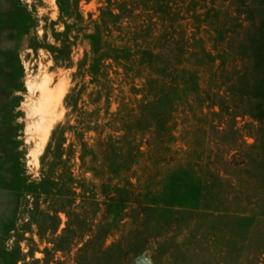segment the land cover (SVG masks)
I'll list each match as a JSON object with an SVG mask.
<instances>
[{
  "label": "rangeland",
  "instance_id": "1",
  "mask_svg": "<svg viewBox=\"0 0 264 264\" xmlns=\"http://www.w3.org/2000/svg\"><path fill=\"white\" fill-rule=\"evenodd\" d=\"M201 1L194 8L189 0H0V264H77V249L103 221L116 222L107 246L148 235L129 264H264L262 224L210 214L245 212L241 188L211 179L243 167L245 147L234 155L230 145L255 140L243 127L248 116L213 113L219 60L204 52L221 53L214 34L227 22L212 9L227 6ZM38 100L49 113L41 129L30 112ZM235 174L231 181L256 176ZM37 195L50 213L68 196L70 209L94 225L77 248L47 256L50 232L45 239L38 232L42 220L51 222L38 215L33 223ZM111 196L130 202L99 204ZM258 199L246 213L264 218ZM139 204L197 213H177L158 230L168 214L138 220ZM60 218L58 234L68 219Z\"/></svg>",
  "mask_w": 264,
  "mask_h": 264
},
{
  "label": "trees",
  "instance_id": "2",
  "mask_svg": "<svg viewBox=\"0 0 264 264\" xmlns=\"http://www.w3.org/2000/svg\"><path fill=\"white\" fill-rule=\"evenodd\" d=\"M149 1L153 2L155 0ZM199 1L201 0H189V3L195 8ZM222 1L223 4H226L227 8L219 7L218 9L220 10H212L221 11L224 14V20L227 22L224 23L225 26H218L214 34V40L218 41L223 49H221V53L217 55L204 52L206 56L211 57L209 62L214 63L217 59L219 60V64L216 66L214 72L217 76L216 83L218 86L217 95L219 100L215 105L219 106L220 111H215L213 113L214 115H230L236 118L238 116L243 118L248 116L249 120L244 123L243 127L247 130L246 136L254 138L255 142L248 145L246 142L239 144L235 141L233 145H230L232 148L229 147V150L236 151L234 155L241 152V149H238L237 146L241 145L243 149L245 147L244 150H246V152H243L244 159L241 165L243 167L233 170V173H225L224 176L212 175L214 179H211L213 181L218 180L221 183L225 182L231 184L235 189L241 188V193L244 198L241 200V205L238 208H242L245 212H238V214L232 212L231 214L225 213L226 215L223 212L210 214L212 216L229 218L231 221L238 222V224L245 223L248 226H251L252 222L254 223L255 221H258L259 225L262 224L256 227L262 238L259 245L260 250L258 251V255L261 256L264 254V218L256 217L259 215L255 216V214L247 215L246 212L248 210L247 207L258 203V198L264 196V0ZM124 3H126V1ZM212 8H217V6L213 5ZM110 14L111 17L114 18L111 11ZM208 14L209 11H206L205 18H208ZM201 17V15L192 14V18L195 19L197 23L198 20L200 22L203 21L200 20ZM102 18L103 22L106 23L105 18ZM228 24L231 25L228 26ZM102 56L107 55L104 54ZM231 101H239L241 105H234V107H232ZM234 131H238V129L235 128ZM243 136L245 135L243 134ZM226 162H228V167L229 165L233 169L237 167L231 161ZM238 170L245 171L247 174L254 173L256 176H249V178L237 177L234 181H231L229 178L233 179L234 176H236L235 171ZM208 172H211V170ZM213 181L211 182L213 183ZM245 185H247V187H244ZM211 187L214 188L215 186ZM254 191L256 192L254 193ZM256 193H258V195H255ZM56 201L62 203L63 206L54 209L53 213L44 212L39 208L40 197L37 195L35 208L32 212L33 223L37 222L38 218L36 217L38 215L43 218L45 217L51 222V226H48L46 222L42 220L43 223L39 226L40 231L38 232L41 239H45V235H48L50 232L49 235L51 238L47 239L53 244V249L52 251H48V249L45 250L47 256L51 254V252H71L74 245H76V248L79 246V244H75L76 240L82 239L83 237L85 238L88 233L92 232L94 226L93 224L86 223L87 218L79 219V213L70 209L75 204V201L69 199L68 196L58 198ZM129 202L130 201L125 196H111L107 201L105 200L99 204H103L111 209L120 204L127 206ZM135 211H137L138 220H142L149 211L168 214L164 221L157 220L155 223V228L158 230L164 226V223L172 222L176 218L175 215L177 213L182 215H193V213H197L196 211L185 208L163 209L145 204H139ZM61 212L65 213L68 219L62 232L58 234L61 225ZM131 218L134 219V216H131ZM115 223H109L107 221L101 222L99 232L82 242L83 244L77 249L76 253L77 264H87V260L89 259L88 256L91 257L93 255L102 260L104 264H129L127 258L136 256L141 251L145 250L148 235L144 233L134 236L132 240H127L126 237L125 239L123 237L119 241H115L107 246V238L116 226ZM83 226H85V229L86 226H89V229H86L87 231H82V235H78V230ZM92 250L94 251L91 254ZM18 253H20V249ZM10 259L13 262L25 260V258H19L17 255H11ZM44 260L46 264H49L50 260L48 258Z\"/></svg>",
  "mask_w": 264,
  "mask_h": 264
},
{
  "label": "bare ground",
  "instance_id": "3",
  "mask_svg": "<svg viewBox=\"0 0 264 264\" xmlns=\"http://www.w3.org/2000/svg\"><path fill=\"white\" fill-rule=\"evenodd\" d=\"M42 85H45V82L42 81ZM31 85V84H30ZM53 102V101H51ZM51 107V106H50ZM33 115L38 117L36 127L38 129H41L46 123V120L48 118V105H45V101L38 100L35 105L33 106V109L31 111ZM31 115V113H30ZM46 127V125H45Z\"/></svg>",
  "mask_w": 264,
  "mask_h": 264
}]
</instances>
